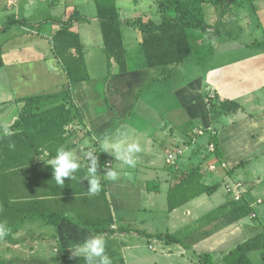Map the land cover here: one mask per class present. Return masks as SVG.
I'll return each mask as SVG.
<instances>
[{"label":"crops","instance_id":"1","mask_svg":"<svg viewBox=\"0 0 264 264\" xmlns=\"http://www.w3.org/2000/svg\"><path fill=\"white\" fill-rule=\"evenodd\" d=\"M66 1L50 0L49 12L36 0H17L14 4L0 0V37L11 30L29 37L12 42L9 47L0 41L4 59L0 74L10 87L0 91V135L12 132L11 126L20 117L21 98L68 86L69 78L55 53L53 37L63 25L71 23L83 43L89 78L69 85L81 112V119L68 128L79 130L70 151L82 169L92 166L91 159L85 158L86 151H97L99 180L107 182L106 197L116 223L114 230L106 233L67 219L52 224L42 216V201L51 200L57 211L62 204L57 196H40L54 185L17 184L19 196L40 192L35 202L38 205L34 209L22 203L16 211L4 209L0 222L10 225L11 232L0 240V264H61L64 254L74 255V248L91 237L104 240L111 264H167L161 256L171 258L169 264H203L202 252H211L215 264H227L223 261L226 253L264 231V47L255 44L264 40V0H248L260 35L249 33L245 40L233 35L244 33V20L234 18L247 20L249 16L230 12L224 17L228 30L223 25L211 37L210 53L196 55L193 66L188 59L166 68L148 66L140 30L126 22L136 18L153 20L151 16L139 10V0H134L133 7L127 0H116L122 19L126 69H121L114 58L108 60L102 29L101 34L97 33L82 18L90 24L100 23L95 0L91 15L75 2L65 8ZM152 2L160 14L159 20L153 21L160 22L158 2ZM43 10L48 11L47 17L41 16ZM40 17L44 18L43 24L37 20ZM209 97L233 100L240 107L220 113L211 106ZM199 129L205 133L201 135ZM211 131H216L221 158L227 163L216 171L208 169L213 159L207 150ZM105 141L122 147L138 143L141 151L133 154L135 167L123 164L114 153L103 152L101 145ZM179 146L187 150L174 163H168V154ZM48 155L45 151L37 158L50 164L53 159H47ZM101 160H110V167L104 168ZM198 165L202 166L201 182L218 183V188L169 210L168 191ZM108 170L116 171L118 179L113 181ZM37 174L42 172L36 169L28 173L35 177ZM230 178L244 182L239 200L227 193L226 182ZM84 182L88 191L89 182ZM152 185L159 188L152 189ZM243 203L249 205L251 212L237 220L235 207ZM25 211L41 215L31 214L12 229ZM162 232L178 235L185 244L165 241L157 236Z\"/></svg>","mask_w":264,"mask_h":264},{"label":"trees","instance_id":"2","mask_svg":"<svg viewBox=\"0 0 264 264\" xmlns=\"http://www.w3.org/2000/svg\"><path fill=\"white\" fill-rule=\"evenodd\" d=\"M98 16L103 33L104 49L108 60L114 58L126 69L127 57L122 33V19L120 18L116 0H95ZM158 8L162 13V20L144 21L142 18L129 19L126 22L136 26L141 33L140 43L150 68L175 66L185 62L190 56H204L212 48L211 37L217 34L225 24L224 17L231 7L232 0H157ZM211 4L218 11V19L213 25L207 22L204 5ZM74 18V16H73ZM15 21V19H13ZM192 31H199L197 43L191 41ZM195 35V34H194ZM55 53L64 64L69 78L68 86L57 92L37 93L21 98L20 117L11 126L12 132L0 135V221L4 209L16 211L22 203L27 208H36V198L40 192L19 194L15 185L34 186V182L42 183L43 187L50 184L52 190H45L40 197L53 198L57 196L62 208L51 206V200H43L44 212L42 216L50 223L57 225L62 219L84 225L97 233H106L114 230L116 223L111 203L106 197V183L100 179L101 191L96 195H89L84 180H70L65 178V185L58 186L53 179L51 165L39 160L37 156L45 151L49 152L47 159L56 156L58 147L66 150L73 148L77 142L72 141L79 130H70L68 126L81 119V112L74 102L69 85L89 78L85 61L84 47L80 34L74 30L71 23L63 25L53 37ZM255 44L264 47V40ZM4 65L3 49L0 44V67ZM211 106L220 113L237 110L240 104L233 100H217L208 98ZM216 145V157H221L217 134L211 131L209 142ZM208 156L205 157V160ZM79 160V159H78ZM80 162V161H79ZM102 165L106 162L101 160ZM201 165L194 167L189 173L168 191V209L188 202L203 192L211 193L219 184L207 185L201 182ZM42 172L36 177L28 173ZM31 171V172H30ZM98 175L100 170L97 168ZM81 173H77L79 176ZM152 184V183H151ZM158 189V185H152ZM6 194V197L4 195ZM5 198V200H4ZM24 198H27L24 199ZM35 198V201H34ZM105 200V201H104ZM235 207V219H240L251 212L246 203ZM52 211V212H51ZM72 215H67V212ZM31 214H40L34 211L27 212L13 223L15 229L19 222ZM10 228V225L7 224ZM129 231H131L129 229ZM151 236V234H148ZM158 237L169 242L185 244V241L176 234L162 232ZM10 237V236H9ZM191 245H188L189 247ZM260 251V260L255 262L250 252ZM200 259L203 264H215L211 252H202ZM227 264H264V231L238 244L234 249L223 256ZM61 264H85L83 258L64 254Z\"/></svg>","mask_w":264,"mask_h":264},{"label":"clouds","instance_id":"3","mask_svg":"<svg viewBox=\"0 0 264 264\" xmlns=\"http://www.w3.org/2000/svg\"><path fill=\"white\" fill-rule=\"evenodd\" d=\"M7 131V130H5ZM103 152H109L120 160L123 164L129 167H135L136 160L133 154L141 151L138 143L129 144L127 147H122L119 144L110 145L105 141L101 145ZM87 156L91 157L90 168H81L78 158L72 151L66 150L60 146L56 150V156L51 161L50 165L53 170V179L55 183L63 187L65 185V178L70 180H77L81 183L83 180L89 182V195H96L101 191V184L97 172V156L92 152H88ZM40 159V158H39ZM42 160V159H40ZM43 161V160H42ZM46 165H49L44 161ZM77 173L81 175L77 176ZM107 175L113 180L118 179V174L114 170H108ZM11 232V229L5 222H0V240H3ZM74 256L83 258L85 264H111L109 257L105 253V242L102 238L91 237L86 239L81 245L74 248Z\"/></svg>","mask_w":264,"mask_h":264},{"label":"rangeland","instance_id":"4","mask_svg":"<svg viewBox=\"0 0 264 264\" xmlns=\"http://www.w3.org/2000/svg\"><path fill=\"white\" fill-rule=\"evenodd\" d=\"M36 1H37V5L38 6L45 5V7L48 8L47 10H49V12H50V8L49 7H52V6H50V3H49L50 0H36ZM127 1L133 7L134 0H127ZM152 1L153 0H139L138 7H139V10L146 11L145 13L146 14H149V16H151V18L153 20L158 21L159 20L158 19V16L160 14H157L156 6L155 5L153 6L154 3ZM72 2H75L78 5L81 4L80 5V8H83L88 15H91L90 12H91V9L93 8V3H94L93 0H74V1L67 0L66 1V4H65V8L67 6H73L72 5L73 4ZM79 2H81V3H79ZM119 2H120V0H119ZM120 3H122V2H120ZM204 7H205L204 8V11H205V14H206L207 22L210 25H213L216 22V20L218 19V11L211 4H206V5H204ZM61 8H63V6ZM251 8H252V6H250V3L248 2V0H232L231 7L227 10L226 15H228V13H230V12H232L233 14H234V12H236V13H239V14L242 13V16L243 15L249 16L247 18V20H245V18H239V17L234 18V20L235 19H237V20H240V19L241 20H244L243 22H241V24L243 25V32L244 33H241V34L234 33L233 34V35H236L237 38L241 37L243 40H245V39H248L250 37L249 36L250 35L249 33H253V34H256V35H260L261 34L260 29H259V26L256 25L257 17H256V15L253 12V8L252 9ZM47 10H43L41 12V16L47 17L48 16L47 15L48 14V11ZM122 12H124V9H123ZM82 18L84 20H86V26L88 28L93 29L97 33L101 34L100 33L101 32L100 23L90 24V22H87L88 21L87 18H85L83 16H82ZM227 19L228 18H226V20ZM37 20H40L42 22V24H43L44 18L43 17H40ZM4 23L6 24V21ZM240 28H242V27L240 26ZM232 29H234V28H232ZM224 30H228V26H226L224 28ZM234 30H237V28L235 27ZM241 31H242V29H241ZM192 34L193 35H191V41L195 45L197 43V36L200 35L201 33L199 31H192ZM27 38H29V37L28 36H24V35H18V34H16V30H11V31L5 33L4 35H2L0 37V41H1L2 44H7L8 45V44H11L12 42L22 41V40L27 39ZM9 46L10 45H8V47ZM91 48H94V46L92 45ZM239 52L240 51H235L236 54H238ZM197 54H198V52H196L194 55H192V56H190L188 58V59H190L189 65L193 66V61H194V59H195V57H196ZM8 89H10L9 85L7 84V82L5 81V79L3 78V76L0 74V91L8 90ZM5 113H11V112L10 111H6ZM107 161H109L110 162V165H111V161L110 160H107ZM110 165L107 166V164L105 163L103 166H105L104 168H108V167H110ZM223 187L224 186H222L221 188L223 189ZM160 224H164V222L163 223H160ZM151 252L156 256V254H155L156 252H153L152 250H151ZM250 256H251V258L255 262H258L260 260V251H258V250L252 251V252H250ZM161 258L167 264H169L170 262H172V259L171 258H166V257H163V256H161ZM176 263H178V262L176 261Z\"/></svg>","mask_w":264,"mask_h":264},{"label":"built area","instance_id":"5","mask_svg":"<svg viewBox=\"0 0 264 264\" xmlns=\"http://www.w3.org/2000/svg\"><path fill=\"white\" fill-rule=\"evenodd\" d=\"M17 0H9L10 4H14ZM72 128L71 124L68 126V128ZM201 135H203L205 133L204 129H199L198 131ZM212 133L215 135L216 131H212ZM187 147H183V146H179V147H175L172 151H170V153L167 156V162L168 163H174L175 160L177 159L178 156H181L185 153V151ZM207 150L208 152L213 156V159L210 161V163L208 164V169L210 171H216L219 166L222 167H226V162L220 157H216L215 156V152H216V145L214 142H209L207 143ZM88 152H92L93 154L97 153V151L95 149H90L89 151H86L85 153V158L86 159H91V157L87 156ZM107 166L110 165V162L107 161L106 162ZM243 188H244V182L241 179H233L230 178L227 182H226V189H227V193L229 194V196L233 199L239 200L242 198L243 196Z\"/></svg>","mask_w":264,"mask_h":264}]
</instances>
